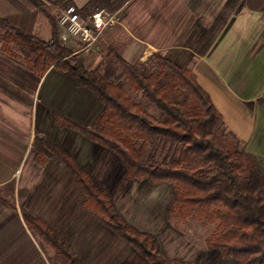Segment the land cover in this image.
Returning <instances> with one entry per match:
<instances>
[{"label": "crops", "instance_id": "obj_1", "mask_svg": "<svg viewBox=\"0 0 264 264\" xmlns=\"http://www.w3.org/2000/svg\"><path fill=\"white\" fill-rule=\"evenodd\" d=\"M23 1L0 0V18L43 40L50 38V29L38 9L59 14L67 4L82 9L89 2ZM107 1L126 33L122 58L142 66L158 54L188 68L220 114L225 134L236 140L239 151L255 158V168L264 178V11L250 9L247 0ZM16 69L14 78L0 72V264H50L41 248L53 250L32 234L23 214L55 229L82 264H149L83 209L85 195L39 142L35 148H44L47 161L37 162L35 133L71 154L109 192L125 221L157 236L168 257L186 264H232L205 246L191 261L172 252L170 241L181 234L168 221L173 188L124 178L114 152L55 125L53 112L89 125L102 110L92 92L76 87L68 73L54 68L42 78L20 66ZM10 182L14 208L5 202Z\"/></svg>", "mask_w": 264, "mask_h": 264}, {"label": "trees", "instance_id": "obj_2", "mask_svg": "<svg viewBox=\"0 0 264 264\" xmlns=\"http://www.w3.org/2000/svg\"><path fill=\"white\" fill-rule=\"evenodd\" d=\"M262 4L264 0H247L250 9L264 11ZM99 9L113 12L107 0H89L79 12L86 18ZM37 11L47 19L50 38L28 35L0 18L1 52L23 62L38 78L50 68L68 73L76 87L88 89L102 105L101 112L89 125L53 112L55 125L114 152L124 167V178L146 179L153 185L169 184L175 192L168 209L169 222L175 221L177 228V221L194 218L213 226L204 240L209 251H216L232 264H264V178L255 168V158L239 151L236 140L224 134L220 114L191 71L158 54L147 64L136 66L113 49L110 51L113 64L88 68L75 54L78 49L75 43L61 42L58 14L49 9ZM148 66H155V70L147 72ZM120 78L156 114L142 103L132 102L124 85L113 80ZM34 140L64 165L85 195L83 209L149 264H186L168 257L157 236L139 232L127 223L109 192L71 154L37 133ZM157 153L164 155L160 158ZM36 160L43 164L46 158L37 151ZM6 203L14 208L13 203ZM23 219L32 234L51 248L62 264H82L70 245L58 239L55 229L26 214Z\"/></svg>", "mask_w": 264, "mask_h": 264}, {"label": "rangeland", "instance_id": "obj_3", "mask_svg": "<svg viewBox=\"0 0 264 264\" xmlns=\"http://www.w3.org/2000/svg\"><path fill=\"white\" fill-rule=\"evenodd\" d=\"M258 1V0H253ZM57 14V13H55ZM119 18V17H118ZM41 30L44 31V26H40ZM121 26L119 24H116L108 29L105 30V32L100 37L97 44L88 52L83 53H77L79 54V57L83 59L84 64L88 68H94L97 65H102L103 67H106L107 65L112 62L113 64V58L110 55V51L116 50L118 53H120L123 46H125L127 39L125 36V32L121 30ZM125 33V34H124ZM2 35V32L0 31V37ZM46 36H48V30L46 31ZM112 38L115 40L113 41ZM0 72L4 76H8L11 78L16 77V73L19 71L16 69V67H22L24 70L29 72L23 62L20 60H17L13 57H10L9 55L4 54L0 50ZM155 70V66L151 67L148 66L147 72H152ZM31 73V72H29ZM6 74V75H5ZM32 74V73H31ZM116 75L119 74V70ZM116 82H121L127 92V96L131 99L134 103H142L145 107H147L148 111L156 114V112L148 105L146 100L140 95L132 91L126 83L123 81L122 78L120 79H113ZM225 134V132H224ZM39 135V134H38ZM40 137L44 138L42 135H39ZM34 139V135H33ZM45 139V138H44ZM34 142V151L41 152L47 161V157L44 154L45 150L44 148L39 144L40 149H36L35 147L38 146V142L36 140H33ZM44 152V153H43ZM164 152V151H163ZM165 153V152H164ZM164 153L162 155L160 153H157L158 157L162 158ZM36 157V156H35ZM45 161V163H46ZM43 163V164H45ZM41 164V163H40ZM42 164V165H43ZM14 182H10L5 187V192L8 197V200L11 203H15L14 197L12 194H14ZM169 221V219H168ZM171 227L175 228V230L179 231L181 234L177 235L172 239L170 242L171 245H169L170 250L177 255L186 258L187 260L191 261L194 255H196L198 252L203 250L204 246L206 247V244L204 242L205 238L209 236L213 231V226L211 225H203L200 221L190 218L188 220H185L183 222L177 221L178 227H175V221L169 222ZM42 244V243H41ZM43 245V244H42ZM41 245V246H42ZM44 246V245H43ZM46 255L47 259L49 260L50 264H62V260L58 257L56 258L54 253L50 251L49 249L41 248Z\"/></svg>", "mask_w": 264, "mask_h": 264}, {"label": "built area", "instance_id": "obj_4", "mask_svg": "<svg viewBox=\"0 0 264 264\" xmlns=\"http://www.w3.org/2000/svg\"><path fill=\"white\" fill-rule=\"evenodd\" d=\"M117 22L118 12L99 9L84 18L80 15L79 9L73 5L64 7L56 19L61 42L75 43L78 48L75 54L91 50L105 30L116 25Z\"/></svg>", "mask_w": 264, "mask_h": 264}]
</instances>
